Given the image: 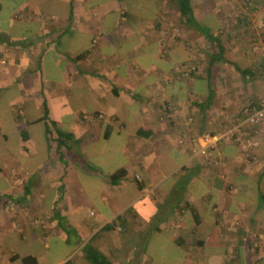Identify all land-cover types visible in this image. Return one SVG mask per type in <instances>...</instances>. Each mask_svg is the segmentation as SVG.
<instances>
[{
    "label": "crops",
    "instance_id": "obj_1",
    "mask_svg": "<svg viewBox=\"0 0 264 264\" xmlns=\"http://www.w3.org/2000/svg\"><path fill=\"white\" fill-rule=\"evenodd\" d=\"M263 96L264 0H0V264H264Z\"/></svg>",
    "mask_w": 264,
    "mask_h": 264
},
{
    "label": "built area",
    "instance_id": "obj_2",
    "mask_svg": "<svg viewBox=\"0 0 264 264\" xmlns=\"http://www.w3.org/2000/svg\"><path fill=\"white\" fill-rule=\"evenodd\" d=\"M196 70V66L194 64H189L185 69V75H189L191 72H194ZM245 112V117L243 118L242 122L235 126L234 128H231L225 132L222 137L224 138H231L237 135V132H239L240 127L243 124L246 125H259L264 122V96L261 97L255 104L251 106H246L243 110ZM98 117H102V115H99ZM212 138L213 136H205L204 141L206 143L205 147L201 148L200 152L201 154H206L208 147L212 144ZM250 144V141L248 140V143Z\"/></svg>",
    "mask_w": 264,
    "mask_h": 264
},
{
    "label": "trees",
    "instance_id": "obj_3",
    "mask_svg": "<svg viewBox=\"0 0 264 264\" xmlns=\"http://www.w3.org/2000/svg\"><path fill=\"white\" fill-rule=\"evenodd\" d=\"M179 8L183 13L189 12V0H178ZM89 259L92 264H112V262L100 251L89 249Z\"/></svg>",
    "mask_w": 264,
    "mask_h": 264
},
{
    "label": "rangeland",
    "instance_id": "obj_4",
    "mask_svg": "<svg viewBox=\"0 0 264 264\" xmlns=\"http://www.w3.org/2000/svg\"><path fill=\"white\" fill-rule=\"evenodd\" d=\"M170 255H172V253H170ZM171 258H172V256H171ZM177 264V263H171V262H169V261H166V262H162V260L161 261H155V259L153 260V261H150V264Z\"/></svg>",
    "mask_w": 264,
    "mask_h": 264
}]
</instances>
